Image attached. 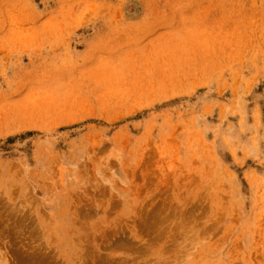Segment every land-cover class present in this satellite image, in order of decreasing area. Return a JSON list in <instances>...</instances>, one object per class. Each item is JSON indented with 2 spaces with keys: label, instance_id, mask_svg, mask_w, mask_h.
<instances>
[{
  "label": "rangeland",
  "instance_id": "obj_1",
  "mask_svg": "<svg viewBox=\"0 0 264 264\" xmlns=\"http://www.w3.org/2000/svg\"><path fill=\"white\" fill-rule=\"evenodd\" d=\"M234 1L0 0V264H264V0Z\"/></svg>",
  "mask_w": 264,
  "mask_h": 264
},
{
  "label": "bare ground",
  "instance_id": "obj_2",
  "mask_svg": "<svg viewBox=\"0 0 264 264\" xmlns=\"http://www.w3.org/2000/svg\"><path fill=\"white\" fill-rule=\"evenodd\" d=\"M244 1L245 0H235L234 1L235 3L233 5V7H232V10H234L235 12L238 11V15H239L240 18L245 17L246 16V12L249 10V9H247L245 4L244 5L241 4ZM235 4H236V6H235ZM145 11H146V9H145ZM259 33H260L259 34V39L262 40V42H264V24L260 27ZM193 34H194L193 33V29H190V31L187 34H185V35L178 34L177 36L173 37V35L170 34V37L167 40H168L169 44H171V43L174 44L173 42L177 41V42L183 44L184 46H187V48H186L187 52H189L190 50H193V49L200 50V52H201V50H203L206 47V45L209 44V41L211 39L207 40V41L198 39L199 41L198 40H195V41L193 40V42L190 41V39L188 41L185 40V36H186V38H191V36H193ZM194 55H196L194 59L191 60L190 58L189 59L185 58L184 60L186 62L196 63V64H203L204 63L203 61H201V58H200L202 56V54H200L197 51H195Z\"/></svg>",
  "mask_w": 264,
  "mask_h": 264
}]
</instances>
